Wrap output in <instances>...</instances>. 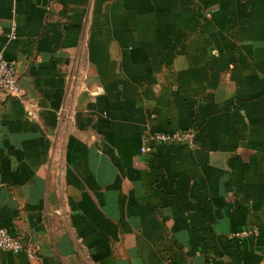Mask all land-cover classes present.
<instances>
[{"label": "crops", "instance_id": "0c3cea01", "mask_svg": "<svg viewBox=\"0 0 264 264\" xmlns=\"http://www.w3.org/2000/svg\"><path fill=\"white\" fill-rule=\"evenodd\" d=\"M0 29V228L38 249L0 264H264V0H0Z\"/></svg>", "mask_w": 264, "mask_h": 264}, {"label": "built area", "instance_id": "2783aa9c", "mask_svg": "<svg viewBox=\"0 0 264 264\" xmlns=\"http://www.w3.org/2000/svg\"><path fill=\"white\" fill-rule=\"evenodd\" d=\"M3 31L0 29V35ZM9 39H14V33L7 35ZM21 95V89L18 83L16 63L7 60L2 51H0V105L6 98H18ZM156 143H181L187 147H193L195 143V134L193 131H175L172 133L156 134L152 137ZM142 153L148 151L146 147L140 149ZM256 235L255 231L243 229L231 234V238L244 239ZM37 248L29 241H25L20 236L11 234L7 229L0 228V252L13 255L24 254L28 260H33L37 256Z\"/></svg>", "mask_w": 264, "mask_h": 264}]
</instances>
